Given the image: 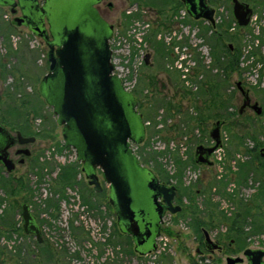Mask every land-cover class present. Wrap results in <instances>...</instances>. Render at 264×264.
I'll use <instances>...</instances> for the list:
<instances>
[{"label": "rangeland", "instance_id": "374dc122", "mask_svg": "<svg viewBox=\"0 0 264 264\" xmlns=\"http://www.w3.org/2000/svg\"><path fill=\"white\" fill-rule=\"evenodd\" d=\"M144 1L126 0L124 6L117 4V13L113 14L112 19L113 23L118 24L115 31L117 41L127 38L135 46L132 42L138 40L129 35L135 27L140 28L143 46L147 45L145 49L152 56L149 65L141 66L136 88H129L141 103L138 110L144 115L148 127L146 141L142 145L133 146L134 152L143 167L157 174L163 171L171 173L173 170L179 172L181 168L176 160L181 159L180 162L187 163L181 171L184 172L185 185L189 184L186 172L190 169L206 175L205 181L193 187V192L201 190L203 194L206 193V196L202 194L198 199L221 201L225 198L208 190L207 179L213 178L212 173L220 175L226 172L221 173L218 165L213 171L207 166H197L193 163L194 156L198 146H212L210 131L218 120H222L225 122L221 134L227 140V161L222 156L223 152V160L219 161L215 155V161L228 166L232 157L240 154L237 156L239 163L253 161L260 168L262 159L258 154L264 146L256 152L247 150L253 149L257 142L264 144V49L256 45L257 37L250 26L238 29L231 22L232 0H211V6L217 10L216 26L231 24V27L223 29L227 31L223 36V45L225 48L232 47L234 54L240 52L243 70L242 76L234 75L229 82L222 83L220 100L229 103L227 110L222 109V104L215 103L210 92H201L207 76L198 75L197 68L198 61L208 67L212 60L211 48L204 34L210 23L193 20L187 23L183 11L173 16L167 12L168 16L160 14L157 17L155 13L150 15L139 8L149 2L160 10L169 8L163 5L162 0ZM242 2L250 4L259 16L264 12V0ZM148 6L151 7L150 4ZM11 20L8 10L0 8V64L5 66L8 73L5 76L0 65L1 123L12 132L31 126L34 133L41 136L34 146L29 147L32 156L23 166L17 164L12 174L0 170V179L4 183L8 180L15 187L19 180H23L28 186V190L19 188L16 190L18 193H14L10 187L0 184V217L5 216L6 210L14 217L13 227L6 228L0 224L1 229L6 228L4 232L9 231L10 236L9 239L8 234L0 237V250L3 252L0 264H169L172 258L175 259L173 264H187L191 246L177 232L178 229L186 230L184 224H179L174 231L170 228L171 221L166 219L168 227L159 242V251L145 257H140L134 250L131 238L120 232L116 217L112 215L113 210L108 205V184L102 181V193H94L89 188L85 176L80 173L81 164L76 160L75 151L65 148L57 117L41 96L40 85L49 68L48 49L26 29L16 28ZM137 24L146 25V28L137 27ZM213 33L221 32L210 31L207 37ZM181 56L184 61H181L182 68L179 69L180 65L176 66V63ZM215 75L216 72H213L209 76L213 79ZM238 82L242 83L252 101L262 108L261 115L245 109L238 116L244 102L237 88ZM187 88L191 95L184 93ZM198 109L203 113L200 125L196 117ZM222 113L223 118H218ZM231 113H235L234 116H229ZM160 124L163 129L157 132ZM227 151L233 153L232 157L228 156ZM221 156L218 154V158ZM68 166L77 171V185L63 188L59 176L62 167ZM236 187L240 199L250 198L253 188ZM84 194L91 196L98 208L89 214L87 209L82 211ZM47 200L57 204L59 210L48 208L45 203ZM23 204H28L32 213L38 217L43 243H46L48 250H41L35 237H25L21 228ZM14 228L20 231L14 232Z\"/></svg>", "mask_w": 264, "mask_h": 264}, {"label": "water", "instance_id": "95a60500", "mask_svg": "<svg viewBox=\"0 0 264 264\" xmlns=\"http://www.w3.org/2000/svg\"><path fill=\"white\" fill-rule=\"evenodd\" d=\"M87 1L71 0L64 4L62 1L55 5L52 21L59 47L56 49L55 45L48 44L49 71L41 82L40 93L58 116V124L64 126L65 144L77 152L78 161L83 163L90 180L89 185L94 186L96 192H102L97 176V170H100L102 179L110 187L111 205L122 232L130 235L141 248L144 245L141 240L150 235L141 231L137 216L148 213L152 217L155 207L162 218L165 211L176 214L180 208L173 205L175 187L160 185L134 152L133 146L141 145L145 139L143 120L136 112L134 96L126 91L121 79L113 75L110 42L114 32L93 8L100 0ZM181 1L195 20H205L216 26V11L209 6V0ZM8 2L0 0V5ZM232 2L236 25L248 27L253 9L239 0ZM31 26L34 34L45 38L43 27ZM237 88L245 97L240 109L242 114L251 99L241 82L237 83ZM253 109L257 115L262 114L258 103ZM222 125L223 121H217L210 131L212 147L197 148V164L212 165L210 157L221 144ZM18 139L21 144L29 142L20 133ZM13 142V136L0 124V164L8 173L15 170L8 153ZM261 153L264 157V149ZM24 154L29 156L30 151H24ZM159 198H163L164 211ZM21 217L24 232L35 235L38 243H42L41 230L28 205L23 206ZM155 250L156 246H153L145 253Z\"/></svg>", "mask_w": 264, "mask_h": 264}, {"label": "flooded vegetation", "instance_id": "af4514ba", "mask_svg": "<svg viewBox=\"0 0 264 264\" xmlns=\"http://www.w3.org/2000/svg\"><path fill=\"white\" fill-rule=\"evenodd\" d=\"M1 1L5 3L8 2L6 0H1ZM66 1L70 2L71 0H33V1L11 0L10 2H8L7 5H4V6L0 5V8L7 9L8 13L12 17L11 21L14 24V26L16 28H19V27L24 28L32 36L38 38L40 42L43 43L45 47L48 49V53H49L50 49H49L48 44L55 45L56 49L59 47L58 36H57V33L55 32L54 24L52 21V13L55 9V5L61 2L62 4H64ZM90 1L91 0H88L86 3ZM125 2L126 0H100L93 6V8L98 13L99 17L105 23H107L110 27L113 28V32H114L113 37H115V31L118 28L117 26L118 24L112 22V19L114 16L113 14L117 13V9H118L117 4L118 6L119 5L124 6ZM162 3H164L163 5L167 6V8H169L170 11L165 10L166 8H163V10L162 9L160 10L159 7L156 5L149 7L146 4H144L145 7H140L139 10L146 12L150 15L151 14L154 15L155 13L157 17L160 14H165L166 16H168L165 12L171 13V15L173 16L176 13L183 11L184 19L187 20V23H189V21L191 20H193L194 22L205 21V20H195L193 17H191L187 11V8L185 7L184 3L181 0H176V2L174 0H162ZM208 4L209 6H211V0L208 1ZM252 9H253V14L256 13V10L254 8ZM215 11L217 10L215 9ZM215 16H216V13H215ZM31 24L37 27L38 26L43 27L45 31V34H44L45 38L34 34V32H32L30 28L32 27ZM189 27L190 26L188 25V28ZM144 52H145V55L143 56L142 65L147 66L150 64L152 56L150 55V52H148L145 48H144ZM182 60L184 61V57L182 58L181 56L180 60L176 63V66L180 65L182 68V62H181ZM140 68L137 73L136 86L138 83V78L141 74ZM48 71H49V68H48ZM189 91L190 90L187 88L184 90V93L189 92ZM128 92L134 96L137 102L136 112L138 115L142 117V120H143L144 129H145V139L142 142L143 144L146 141V136H147V131H148L147 129L148 127L146 125L147 122L145 121L144 115L140 113L138 110V107L141 103L138 101L137 95H135L133 91H128ZM244 101H245V97H244ZM255 104H257V102H253L251 99L250 105L247 106L245 109H250L254 111L253 106ZM56 117L58 120V116ZM224 123L225 122L223 121V124ZM0 124L4 126L7 129V131L13 136V139H14L13 146L8 150V153H9V159L13 161L15 165V170H16L17 164L23 166L26 163V160L32 156V152L29 149V147L34 146L38 142L40 136L35 135L34 130L32 129L31 126L29 127L25 126L23 128H20L12 132L4 123H0ZM161 124H163V122H161ZM161 124L157 127L159 128L157 132H160L163 129V126ZM60 127L62 128V139L65 144L66 141L63 135L64 126L60 125ZM19 133L25 139H28L29 142L25 144H21L18 139ZM209 137H210V134H209ZM226 141L227 140L223 138L221 134V144L219 145L217 149L219 148L223 149L225 156H226V149H225ZM213 145L214 143L212 144V146ZM200 146H204V145H200ZM212 146H204V147H212ZM27 150L30 151L29 156H26L24 154V151H27ZM196 152H197V149H196ZM215 152L210 157V161L212 162V165L207 166V165L197 164L196 153L194 156V163L197 166H207L212 171L215 169V166L218 165L220 167V172L221 173L226 172V173H223L220 175H218L217 173H212L213 178L207 179L209 180L208 190H210L211 192L213 191L218 194V188H219L218 185H220L221 183H228L226 191L229 194L236 197L235 194L238 193V190H235V188H237L236 187L237 185V182H236L237 174L236 173L239 170V162L237 160V156H240V154L232 157L231 161L228 162V166H225V163L221 164L215 161ZM75 155H76L77 162L81 164L80 173L85 176V179L88 182L89 188L95 193L96 192L95 187L89 185L90 180L88 179L87 173L84 170L83 163L78 161L76 151H75ZM260 155H261V159H263L264 161V157L261 151H260ZM225 156H224V159L226 162L227 158H225ZM263 164L264 162L261 163L260 168L251 170L250 175L247 179V182H248L247 185L240 186V187H247L249 189L253 188V192L250 195L249 199L231 200V199L225 198L222 195L218 194L219 196L225 198L221 201H217L214 199H206V198L199 200L198 197L203 194V191L197 190L193 192V187H195L196 184H199L206 180V175L202 174L201 172L197 174L192 169L186 172L187 173L186 179L187 177L189 178L188 185H185L183 181V175H184V172H183L182 173L183 186H180L178 184V178H177L178 170L177 171L173 170L171 173L169 172L167 173L166 171H163V173L157 174L154 171L145 167L151 173V176H154L158 180L160 185H166L168 187H172V186L175 187V198H174L173 205L174 207H179L180 211L177 212L176 214H171L170 212L165 211L164 215L161 218L159 216V212H156V208L153 207L154 211H153L152 217L149 216L148 213L137 216V220L139 221L141 231L143 233L144 232L149 233L150 235L148 239L144 238L141 240L144 243L143 247L141 248H138L136 246L133 238L130 235L122 232L123 230L119 226L117 218H116L118 228L122 234L131 238V240L134 243V250L140 257L148 256L150 253H145V251L148 248H151L153 246H156V250L154 252L159 251V246H160L159 242L164 234V231L166 230V227H168L166 226L167 224L166 219H168L171 221L170 228L172 230L175 231V227L179 226V224L181 225L184 224L186 228L185 231L178 229L177 232L179 233L178 234L179 237L184 238L187 244L191 246L189 247V250H188L187 264H264V201L261 199L262 193H264V184H263L264 183V166ZM0 170L6 171L5 167L2 164H0ZM12 173H8V174H12ZM97 176L99 177V181H100L102 192H103L102 181L104 180L102 179V172L100 170H97ZM192 180H195V181L193 182ZM233 182H235L236 184H234ZM212 185H217V186L214 188H211ZM109 191L110 193H109L107 201H108L109 208L113 210V207L111 205L110 187H109ZM202 196H206V193H204ZM85 201H88V202L90 201L91 203L95 204L94 199H92V197L89 196L88 194L83 195V204ZM159 203L161 204L162 206L161 209L163 210V207H164L163 198H159ZM24 205H28V204H23V206ZM23 206H22V209H23ZM82 208H83V212H85V210L87 209L88 214L94 210V209H90L89 206L86 204H84ZM29 209H30L32 216L35 218V221L37 225L39 226L41 233H42V229H41V225L38 220V217L32 213L30 206H29ZM113 214L115 215L114 210H113ZM23 225H24V222L21 228L23 230L25 237H35V235L33 234H30V235L26 234L24 232ZM17 229L18 230L14 232L20 231L19 228ZM148 229L151 232H148L147 231ZM42 238H43V234H42ZM36 242L39 245H42L43 243V241L42 243H38L37 238H36ZM165 245L167 246V244ZM163 250L165 251V249ZM174 261L175 259L172 258L171 260H169V264H173Z\"/></svg>", "mask_w": 264, "mask_h": 264}, {"label": "trees", "instance_id": "16d2710c", "mask_svg": "<svg viewBox=\"0 0 264 264\" xmlns=\"http://www.w3.org/2000/svg\"><path fill=\"white\" fill-rule=\"evenodd\" d=\"M145 2V1H143ZM152 6L154 5L152 2H149V3H146V5H149ZM256 10V9H255ZM231 22L234 24H236V22L234 21V18H233V15L231 16ZM229 28L231 27V24H224V25H218L217 26H212L211 24L208 25L206 28H205V37L207 39V44L210 45L209 47L211 48L210 51V55H211V63H210V66H206L204 65V63L202 61H198V75H206V79L205 81L202 83L203 87L201 89V92L202 93H207V92H210L211 95L213 96L214 98V102L215 103H221L222 104V109H225L227 110V105L229 103H227L226 101H221L220 100V88L222 87V83H227L229 82V80L234 76V75H238V76H242V69H241V61H240V52H238L237 54H234L231 50V48H225V46L223 45V36L224 34H226L227 31H223L224 28ZM238 29H241V27H238L236 26ZM210 31H215V32H221V33H213L212 36L210 37H207L208 36V33H210ZM8 37V36H7ZM215 39V40H213ZM158 44H161V43H158ZM161 46V45H159ZM2 67H3V73L4 75L6 76L7 71H5V66L0 64ZM213 72H216V75L213 76L211 79V77L209 76L210 73L212 74ZM209 74V75H208ZM209 76V78H208ZM215 78V80H214ZM208 79V81H207ZM185 94H188V95H191L190 91L189 92H185ZM201 110L198 109V116L197 117V122L199 123V125L201 124L202 120H203V113L200 112ZM235 113H231L229 114V116H234ZM241 115L240 112L238 113V116ZM224 116V113L220 114L218 116V118H223ZM218 121H222V120H218ZM36 135V134H35ZM41 136V135H39ZM236 138H238V136H235ZM208 140L210 141L209 137L207 136ZM65 148H67L66 145H64ZM262 146H264V144L262 143H256L254 148L251 149V150H247V152H256L258 151ZM227 154L229 157H232L231 155H233L232 152L230 151H227ZM260 159H261V155L260 153L258 154ZM139 158V157H138ZM179 162L180 164V170L177 174V178H178V184L180 186H183V183H182V168H185L186 164L185 163H182L180 162V160H176ZM262 162L263 159H262ZM194 163V162H193ZM264 166V164H263ZM253 169H258V167L253 163V161H247L245 163H239V171L236 173L237 174V179H236V182H237V185L240 187L242 185H247V179L250 175V172L251 170ZM41 170H44V168H42ZM76 176H77V171L75 168H72L70 166L68 167H62V170H61V174L59 176V181L61 182L60 184L63 186V188L65 186H75L77 185V182H76ZM15 182V181H14ZM263 183V182H262ZM0 184L1 186L5 187V186H8L10 187L12 190V192L14 193H18V191H16L17 189L21 188L22 190L26 191L28 190V186L25 184V181L23 180H19V182L17 183L18 185L13 187L11 185V183L6 180L5 183L2 181V179H0ZM264 184V183H263ZM227 185L228 183H221L220 185H218V194L222 195L223 197L225 198H228V199H231V200H236V199H240L238 198V193L235 194L236 197H234L233 195L229 194L227 191H226V188H227ZM217 185H212L211 188H214L216 187ZM14 188V189H13ZM6 189V188H5ZM64 191V189H62ZM64 196V195H63ZM261 199L264 201V193H262V197ZM46 205L48 208H55L54 210H59V207L57 204L53 203L52 200H47L46 202ZM84 204L88 205L90 209H98L97 206H96V203L93 204L91 203L90 201H85ZM245 214V213H244ZM113 215V213H112ZM54 216V215H52ZM114 216V215H113ZM4 218H7V219H4ZM13 214L12 213H9L7 210L5 211V216L3 215L2 217H0V224H2L4 227H13L14 225V221H13ZM44 222V221H43ZM73 223L71 222V225ZM5 229H1L0 227V237L3 235L5 236L6 234H8L7 238L9 239L10 236H9V231H7L6 233L4 232ZM18 229H14L13 231H17ZM44 244V243H42ZM46 244V243H45ZM45 244L44 245H37L39 247H41V250H48L46 247H45ZM3 252L2 250H0V258L2 256ZM18 255H20V252L18 253ZM3 262V261H2Z\"/></svg>", "mask_w": 264, "mask_h": 264}, {"label": "built area", "instance_id": "2783aa9c", "mask_svg": "<svg viewBox=\"0 0 264 264\" xmlns=\"http://www.w3.org/2000/svg\"><path fill=\"white\" fill-rule=\"evenodd\" d=\"M245 1V0H240ZM252 1V0H248ZM263 15V16H262ZM261 21V22H260ZM249 26L252 28L254 32V36L257 37L256 39V45L262 46V50L264 49V12H262L261 16L258 15V13H255L252 15ZM260 26H263L261 28ZM137 27H144L142 24H137ZM133 33L129 35V37H133L137 39L138 41L132 42L135 44L132 45L131 42H129V39L123 38L120 40H116V35L111 40V50H112V63L114 65V72L113 75L118 76L123 86L127 91H130V86L133 88L136 86L137 82V73L139 71V68L142 65L143 62V56L145 55L144 48L146 46H143V41L141 39V33L140 28H134L132 29ZM250 50H252V47H250ZM253 59V58H252ZM259 67H262V65H259ZM181 68V66H179ZM257 69L254 70L256 72ZM147 125V124H146ZM149 125V124H148ZM221 152H223V158L225 156L224 150L219 148L215 152V155H217V159L219 161H222L223 158L221 156ZM48 154H51L49 152ZM218 154L221 156L218 158ZM83 211V208H82Z\"/></svg>", "mask_w": 264, "mask_h": 264}]
</instances>
